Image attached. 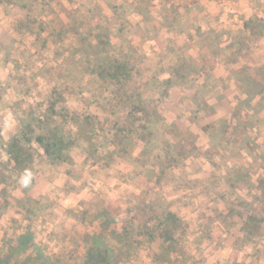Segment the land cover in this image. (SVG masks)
<instances>
[{
	"label": "rangeland",
	"instance_id": "1",
	"mask_svg": "<svg viewBox=\"0 0 264 264\" xmlns=\"http://www.w3.org/2000/svg\"><path fill=\"white\" fill-rule=\"evenodd\" d=\"M193 1L194 5L187 12L189 15H183L182 21L192 22L194 20L189 19V16L199 18L209 14L215 21L211 19L209 21L207 18L205 20L218 34L223 29L217 24L216 15H221L225 21L229 17L236 19V23L233 24L234 30L239 29L238 25L242 24V19L249 15V13L245 14L246 9L242 6L237 9L236 13L229 11L234 10L233 7L226 6L224 12L222 10L221 13L217 14L216 12L219 10L213 8V6L218 7L215 3L211 6L212 12L210 14L205 11V4L201 5L198 1ZM18 2V0H6V9L0 11V16L7 18L5 27L9 29H14V27L17 29L18 27L20 33H15L17 38L21 37V39L18 38V48L24 45V52L19 50V52H13L12 56L7 57L6 60L4 55L1 58L5 62L9 60L12 62L14 66L12 76L15 77L13 83H15L16 88L19 85H25L20 82V79H17L19 75L28 76L30 79L25 82L30 89L13 104V112L16 111L18 115L23 114L24 111L31 112L32 128L29 131H33L31 133L34 135L38 132L36 120L48 114L47 110L51 103L55 106L54 110L60 114L61 111L63 112L62 108H66L78 114L83 121L88 120L87 118L92 115L101 122L103 121L105 127L110 129L116 119L121 120V116L113 118L110 110H107V112L101 110L99 104L102 97H106L107 94L99 89L100 87L96 82L98 76L82 72L77 65H74V68L73 65L71 67L70 64H74L82 56L81 53L75 50L82 47L91 52L101 50L103 55L108 56L109 53L105 48L109 41L115 45V48H118L123 41L122 39H126V42H122L123 52L121 54L129 56L131 61L133 56L139 55L144 61L139 62L138 66L143 70L147 65L154 64L157 57L165 50L164 46L168 36L158 33L153 37L154 39H151L149 36L146 37L139 33L133 27L126 26L125 28L124 24L134 25L136 21L141 19L143 10H135L136 5H142V9L158 25L160 23L163 25L164 21L160 19V16L152 17L145 0H36V11H34L36 16H31V20L27 18L28 22L26 24L25 14L21 12L23 11L21 10L23 3ZM154 2L159 6L158 0H154ZM251 3L253 4H251L252 15L250 18L254 17L259 21L256 32L262 35L264 34V6L258 8L256 0ZM130 6H132V10ZM179 11L182 12L183 9H179ZM60 22L66 25L67 31L61 29ZM41 24H44L43 30L38 28L41 27ZM188 29V27H183L181 24L179 27H174L173 33L176 34L178 30L183 33ZM63 30L66 33H63ZM235 32H233L235 34L228 32L229 35L225 33V38H221L220 47L224 48L230 43L233 45V41L238 36L237 31ZM53 35H58L65 41L61 44H54L52 42ZM23 36L25 38L21 42ZM248 44L253 50H245V52L243 50V57L238 58L236 62H234L237 59L235 57L236 50L232 47L222 52L214 48L213 55L209 53L201 55L203 52L197 48L200 46V42L198 45L193 44L189 49L191 56L199 62L202 79L209 78L208 89L200 97L207 106L205 113L195 112L192 99L186 101L182 99L176 101L174 99L169 103L165 101L169 108L164 113L163 120L166 124L173 126L167 129V141L175 145L174 136L183 135L184 140V135L188 136V131L193 130L192 132H195L198 131L197 128L203 133L205 139L203 141L201 138L188 136L189 141H192L195 147L193 154L185 161L187 163L185 172L187 177L189 175V180L199 175V178L203 179L217 178V174H226L225 167L230 168L236 164L248 169L247 174L251 175L253 186L257 185L255 181L259 176L258 173H260L258 167L262 165L264 155V144L262 145L259 137L261 135V120L264 118L261 96L254 97L253 101L249 102L247 109L238 106V103L242 101V97H239L240 87L234 80L233 75L242 66H250L251 75L249 76L261 80V78L255 76L257 72L261 77V61H264V56H261V36L250 39ZM200 48L203 49V47ZM217 64H220L219 67H216ZM213 68H218L216 72L221 73L220 78L228 75L233 79L231 83L227 81L228 84L230 83L229 88L220 86L218 81L213 82L211 79ZM224 69L225 74H222ZM69 70L75 71L74 76H72L74 82L67 79L68 76L66 75ZM215 86L217 90H215ZM216 101H220L221 104H215ZM64 123L68 124L67 121ZM235 125L241 128L242 133L239 135L242 137L243 134V142L248 147V149L241 152L232 148L225 151L218 143H215L216 146L213 147L203 131L205 129L203 127L208 126V132L213 130L214 135L217 133L219 135L221 132L222 137L219 142L229 144L232 141L230 136ZM16 127L10 130V135L15 132ZM97 133L99 134V132ZM226 133L229 135L224 137ZM118 138L114 139L116 143L121 139L120 136ZM132 143L135 146L130 152L131 157L141 155L144 144L137 140H133ZM217 146L220 147L219 150L216 149ZM0 148L4 150L2 143H0ZM71 157L69 163H60L49 168L44 164L36 166V169H41V175L39 182L35 185V189L31 190V193H29V186H24L23 178L14 170L8 168L9 162H5V159L0 160V183L4 182L0 186L3 188L6 186L8 191L7 194L2 195L3 198H0V264H41L42 262H45V264H104L103 257L95 254L91 255L89 249H104L107 247V243L104 240H99L98 237L102 232L101 223L112 218L111 216L102 217L91 222H89L90 219L83 221L82 218L88 216L85 215L87 204L98 205L107 200H110V206L113 208L124 210L137 207L142 210L141 212L146 210L145 206L151 204L154 209L153 215L158 219V222L164 220L166 212L174 213L179 219L177 228L170 231L173 241H165L160 232H156L155 239L151 241L149 238L139 237L136 234L137 231L132 233L130 238L136 241L133 252L129 257L120 258L118 260L120 264H197L200 257L201 261L206 264H219L218 262L222 258L218 250L220 243L224 244L219 239V231L208 228L207 225L200 226L197 224L196 220L193 221L195 213L194 216L190 214L191 206L184 207L191 202L195 203L190 198L193 194L198 193L196 190L184 186L173 187V185H170L164 187L161 194L156 191L157 194L153 196L152 192L150 193L147 190V187H152L153 184L150 183L147 187L143 185V180L149 175L146 174L145 170L141 174L140 170L142 171V168L131 160L108 161L109 165L107 167L100 168L94 166L91 158L86 154L80 155L77 151ZM204 157L214 159L216 163L221 165L220 168L204 165L206 171L199 170V163L201 165L204 162ZM47 169L49 172L46 171ZM148 169L153 170L152 168ZM67 171H71V174L67 175L68 181L64 180ZM175 173L179 175L181 172L177 170ZM230 174L225 177L229 181H231ZM142 175L146 178L143 179ZM14 177L21 178L20 187H25L24 190L28 191L24 193L21 189L20 193L23 194V199L19 198V189H15L16 180ZM57 178L61 179L59 186L49 190L47 185ZM66 182L68 187L79 192L80 198H77V201H80L79 203L73 205L65 201L66 194L60 192L59 189ZM127 182L129 184L125 187L123 183L127 184ZM121 185L125 187L122 195V192L118 194L108 193V190L111 189L112 192L117 191V186ZM249 186L248 180L234 183V189L238 195L247 193ZM244 189L245 192H243ZM13 190L15 191L10 197ZM243 194H241L242 197ZM24 199L26 200L24 201ZM209 202L211 201L207 197L201 196L200 204L196 202V205H205ZM220 203H222L221 200ZM213 204L215 203L206 206L212 209ZM7 208L8 211H6ZM208 213L210 214L208 210H201L197 213V216L200 219L203 218L202 221H204L210 218ZM144 219L142 218V220ZM114 220L115 223L112 221L114 225L110 228V231L115 230L119 233L122 230L123 222L119 219ZM149 226L160 230L155 222H150ZM200 230L203 235L207 233L212 235L214 238L212 241L215 243L203 242L199 234L195 235V231L200 232ZM26 235L29 236L32 243V246L28 248L21 242V240H25ZM238 239L235 233L229 236V242H235L236 247L241 249L244 245L238 242ZM108 245L110 246V244ZM112 245L117 248L116 243L113 242ZM114 255H118L117 251L114 252Z\"/></svg>",
	"mask_w": 264,
	"mask_h": 264
},
{
	"label": "trees",
	"instance_id": "2",
	"mask_svg": "<svg viewBox=\"0 0 264 264\" xmlns=\"http://www.w3.org/2000/svg\"><path fill=\"white\" fill-rule=\"evenodd\" d=\"M18 1V3H23L21 9L23 11L21 12L25 14L27 24V18L31 20V16H36L34 11H36L37 2L36 0ZM180 1L183 2V0H158L159 6H157L154 0H145L152 17L160 16V19L164 21L163 25L160 23L162 26L158 25L146 14L144 9H142V5H136L135 7L137 11L143 10L141 19L136 21L134 25L124 24L125 28L126 26L129 28L133 27L139 33L146 37L149 36L151 39H154L153 37L158 33L168 36L164 46L165 50L157 57L154 64L147 65L143 70L138 66L139 62L144 61L139 55L133 56L131 61L129 56L121 54L123 52L122 42H126V39H122L123 41L118 48H115V45L109 41L105 48L109 53L108 56L103 55L101 50L91 52L83 47L75 50L81 53L82 56L77 62L70 64L71 67L73 65L74 68V65H77L82 72L98 76L96 77L97 85L100 90L107 94L106 97H102V101L99 104L101 110L103 112L110 110L113 118L120 115L121 120L116 119L109 129V127H105L103 121L101 122L92 115L87 118L88 120L83 121L78 114L66 108H62L63 112L61 111L60 114L54 110L55 106L51 103L47 110L48 114L36 120L38 132L34 135L31 133L33 131H29L32 128L31 112L24 111L23 114L18 115L15 111L14 115L18 125L15 132L4 144L3 151L13 164L12 170L23 178L24 186H29V193L35 189V185L40 180L41 169H36V166L44 164V166L47 165L49 168L56 164L69 163L72 158L71 155L73 153L76 154L77 151L80 155L86 154L91 158L92 164L100 168L107 167L109 165L108 161L131 160L142 168V171L140 170L141 174L145 170L146 174L149 175L147 178L142 175L143 179L146 178L142 180L143 185L146 187L150 183L153 184L152 187H147V190L150 193L152 192L153 196L158 192L161 194L164 187L173 185V187L184 186L191 190H196L199 194L207 197L209 201L220 199L223 207L230 213L236 214L241 219L244 217L245 222L241 230L247 238H251L256 231L260 232L261 228L264 229L262 225L264 222V155L261 163L262 173L260 178L256 180L257 185L255 186L251 182V175L247 174L248 169L236 164L230 168L225 167L226 174H217V178L189 180L185 172V161L195 151L194 144L189 141V134H187L188 136L184 135V140L183 135L174 136L175 145L167 141V129L173 126L166 124L163 116L169 108L167 103L174 99L176 101L192 99L195 105V112L205 113L207 110L206 103H203L204 100L200 97L208 89L209 78L204 80L203 83L199 82L202 74L201 67L199 62L189 54V49L193 44L198 45L200 42V46L197 48L203 52L201 55L205 53L213 55L215 49L222 52L232 47L236 50L235 57L237 59L234 61L236 62L238 58L243 57L245 50H253L248 44L250 39H256L261 36L256 32L259 21L251 17L243 22L241 29L237 31V39H239L233 41V45L230 43L222 48L220 47V35L206 22L207 20L210 21V19L212 21L215 20L209 14H206L199 18L189 16V19L194 20L192 21L193 23L182 21V16H188L189 13L187 12L194 4L187 5L184 2V4H180ZM0 6L1 9L5 10L7 7L6 0H0ZM130 7L132 10V6ZM258 8L261 7L258 6ZM179 9H183V11L180 12ZM181 24L189 29L183 33L180 30L176 31V34L173 33L174 27H179ZM43 25L41 24V27L38 28L43 30ZM59 25L61 29L67 31L63 22H60ZM145 25L148 26L146 27ZM192 26L193 28L191 29ZM13 30L19 32L18 27L17 29L14 27ZM64 30L63 33H66ZM6 35L0 36V51H3L2 55H4L5 60L9 56V47L13 46L15 42ZM52 38L54 44H61L65 41L58 35H53ZM200 47H203V49ZM28 54L31 55L30 53ZM250 71V66H242L241 69L233 73L234 80L239 84L240 90L246 96L244 100L238 103V106L247 109L248 104L253 101L254 97L260 95L261 106L264 111V64L261 63V77L257 72V75H255L261 80L249 76L251 75ZM74 72V70H69L66 75L68 76L67 79H71L72 82H74L72 79ZM60 74L57 76L59 77ZM17 79H20V82L25 84L19 85L18 88L15 86V92L22 96L30 89L25 83L30 79L25 75H19ZM212 80L215 83V80ZM13 84L15 85V83ZM65 121L68 124L64 123ZM263 125L264 118L261 120V127ZM203 128H205L203 131L213 147L216 146L215 143H218L225 151L231 148L239 152L248 149L243 142V134L242 137L239 135L242 133L241 128L237 125L232 128L233 133L230 136L232 141L229 144L219 142L222 137L221 132L219 135L218 133L214 135L212 133L213 130L208 132V126ZM261 134L259 137L264 144L263 128L261 129ZM227 135L229 134L226 133L224 137ZM118 136L121 139L116 143L114 139L118 138ZM133 140L144 144L141 155L137 157H131L130 155L135 146L132 143ZM219 148L218 146L216 147L218 150ZM203 160L213 168H220L221 166L214 159L204 157ZM177 170L181 172L179 175L175 173ZM46 171L49 172L48 169ZM232 171L234 172L230 174ZM66 174L70 175L71 171H67ZM229 174L231 181L225 178ZM244 180H248L250 185L248 189L249 202L239 196H235L231 200L232 194L235 193L234 183ZM24 188H22V191L27 193L28 191L26 192ZM156 191L157 193H155ZM256 191L260 192L261 199L254 195ZM0 192L1 195L7 194L6 186ZM212 195L216 198L211 200L210 197ZM110 204V200L101 202L98 205L87 204L85 215L87 214L88 216L82 218L83 221L90 219L89 222L102 217L111 216L112 218L111 220L106 219L101 223L102 232L98 237L99 240H104L107 243V247L104 249H89L91 255L102 256L104 264H120L118 262L120 258L131 255L136 241L130 237L135 231H137L136 234L139 237L149 238L150 241L155 239L156 232L162 233L165 241H173L170 231L171 229H176L177 224H179V219L174 213L166 212L164 220L158 222V219L153 215L154 209L151 204L145 206L146 210L144 212H141L142 210L137 207L122 210L121 208H113ZM142 218L145 219L142 220ZM114 219H119L123 222L122 230L119 233L115 230L110 231V228L115 223ZM210 221L211 218H207L202 221L204 223L201 222V226L207 225L210 228ZM150 222L157 223L160 230L150 227ZM24 239L21 242L27 248L32 246L29 236L26 235ZM113 242L117 244V248L112 245ZM115 251H117L118 255H114ZM218 263L236 264L222 259ZM41 264H45V262ZM197 264L206 263L199 260Z\"/></svg>",
	"mask_w": 264,
	"mask_h": 264
},
{
	"label": "crops",
	"instance_id": "3",
	"mask_svg": "<svg viewBox=\"0 0 264 264\" xmlns=\"http://www.w3.org/2000/svg\"><path fill=\"white\" fill-rule=\"evenodd\" d=\"M196 2L198 1L199 4L204 5L205 11H208L209 13L212 12V8L211 6H213L215 3L216 5H218V7H214L213 8H217L218 12H216L217 14L221 13V11L226 10V6H231L234 8V10H229L232 13H236L237 9L242 6L244 9H246L245 14L249 13V15L242 19V24L238 25L239 29L234 30L233 24L236 23V19H234L233 17H229L226 21L222 18V16L220 15H216L217 17V24L219 25V27H221V32H220V38H225L224 34L226 33L227 35L228 32L233 33L235 31H238L241 29L243 22L247 21L250 19L251 14V8L253 3H251L252 1L255 0H195ZM257 1V5L259 7L264 6V0H256ZM183 2L187 5H191L193 4V0H183ZM183 2L180 1V4H184ZM0 11H1V6H0ZM222 12V13H223ZM211 14V13H210ZM243 14V13H242ZM224 15V14H222ZM5 23H7V18L5 16H0V36H5V34H7L9 37H11L15 42L13 44V46L9 47V58L12 56L13 52H16L19 50L23 51L24 50V45L18 48V38L21 39V37L16 36V32L13 31L12 29H9L7 27H5ZM228 30V31H225ZM234 30V31H233ZM6 35V36H7ZM261 56H264V34L261 35ZM25 38V36H23L21 42L23 41V39ZM191 49V48H190ZM24 52V51H23ZM198 52V51H197ZM0 53L3 54V51H0ZM2 54L0 55V143H2L3 145L9 140L10 138V130L13 128H15V126H17V120L15 118L14 112H13V104H15L18 100V98L20 97L19 94H17V92H15V85L13 84V82L15 81V77L12 76L13 75V69L14 66L12 64V62L9 60L7 62H5L4 59L1 58ZM190 54V53H189ZM193 54V53H192ZM191 55V54H190ZM261 63L264 64V61H261ZM220 64H217L216 67H219ZM216 70H218V68H213V77L211 79H214L215 82H219L220 86H227L228 88L230 87V83L233 82V79H231L228 75H226V77L220 78L221 73H217ZM225 74V69L223 70ZM220 75V76H219ZM12 76V78H11ZM201 83L204 82V80H206L205 78L202 79V77L200 78ZM199 80V82H200ZM229 81L230 83L228 84ZM218 86V84H217ZM215 90H217V87L215 86ZM245 95L242 93L241 90H239V97H242V100H244ZM214 98V97H213ZM216 99V98H215ZM219 102V103H218ZM221 104L220 101H216L215 104ZM232 106H234L233 104H231ZM13 106V107H12ZM234 108V107H233ZM232 108V109H233ZM234 110V109H233ZM197 128V127H196ZM264 129V125L263 127H261V129ZM198 131L195 132H187V134H189L191 137L193 138H197V139H203V141L205 140L203 137V133L200 131V129L197 128ZM262 135V134H261ZM262 145H263V141L261 139ZM197 146V145H196ZM5 162H9L8 164V168L12 169V163L10 162L8 156L4 153V151L0 148V160H4ZM187 163H185V167L187 168ZM204 165H209L208 163H206L205 161L203 163H199V167L201 171H206V168L204 167ZM210 166V165H209ZM211 167V166H210ZM262 165L258 167V170H260V173H258V178H260L261 173H262V169H261ZM185 168V169H186ZM205 168V169H204ZM207 170H211V169H207ZM199 176H194L191 179L195 180V179H201L199 178ZM16 180V188L15 189H19V193L21 192L22 187H20V183H21V178L17 179L16 177H14ZM257 178V179H258ZM188 179L189 175H188ZM256 179V180H257ZM5 180H7L5 178ZM60 178H57L55 180H53L51 183H49L47 185V188H49V190H51L52 188L59 186V182H60ZM64 180H67V174ZM253 179H251L252 182ZM68 181V180H67ZM129 182V181H128ZM127 182V184L123 183V185L126 187V185H128L129 183ZM256 182V181H255ZM4 182L0 183V185H3ZM67 182L65 183V185L63 187H61V189H59L60 192H65L66 196L64 197L66 202H70L71 204L75 205L78 201L77 198H80V194L77 190H72L70 187L67 186ZM122 184V183H121ZM134 185H136L135 183H133ZM121 185V186H117V191H113L108 190V193H121V195L123 194L125 187ZM22 186V185H21ZM1 189H3V187L0 186V191ZM15 190H13V192L10 194V197L12 196V194L14 193ZM234 194H232L231 196V200H233L235 198V196H239L243 199H245L246 201L249 202V190H247V193H240L239 195L237 194V191L234 189ZM245 192V189L244 191ZM241 194H243V197L241 196ZM254 195H257L259 198L261 199V195L259 191L254 192ZM201 196L203 197L202 194L199 193H195L193 194V196H191L190 200L191 201H195V203H189L187 206L184 207H190V214L191 216H194L195 213V219H193V221H197V224H199L201 226V222L203 220L200 219L199 216H197V213L199 211H204V210H208L210 212V218H211V224L210 228L212 229H217L220 233V240L221 242H224V244L220 243V248L218 250V252H220L221 254V258L222 260L225 261H232L236 264H264V229L261 228V231L255 232V235H253L251 238H247V236L245 234H243V231L241 230L243 228V224L245 222L244 217L241 219L239 218L236 214L230 213V211H228L227 209H225L223 207V204L220 203V199H217V201H211L208 204L205 205H196V202H200ZM0 198H3V196L1 195L0 192ZM20 199H23V194L20 193ZM216 197L214 195H212L210 197V199H215ZM80 202V201H79ZM78 202V203H79ZM212 203L214 207L211 208H207L206 205H210ZM200 204V203H199ZM206 206V208H205ZM192 208H194L192 210ZM8 211V208L7 210ZM193 214V215H192ZM205 214V213H204ZM207 215V214H206ZM205 215V216H206ZM203 216V217H205ZM182 222H184L182 220ZM263 227H264V222H263ZM232 233H235V235H237V237L239 238L237 241L241 242L244 246L241 249H238L236 247V243H231L229 242V236H231ZM199 234V236L201 237V240L203 242H211V243H215L212 241V239H214L212 237V235H209L208 233L203 235V232L199 231H195V235ZM227 236V237H226ZM20 239V238H19ZM204 244V243H203ZM238 246V244H237ZM197 257V255H195ZM199 260H202L201 257Z\"/></svg>",
	"mask_w": 264,
	"mask_h": 264
}]
</instances>
